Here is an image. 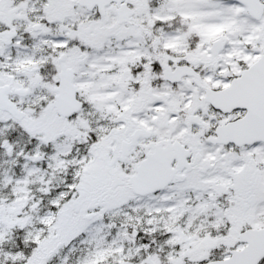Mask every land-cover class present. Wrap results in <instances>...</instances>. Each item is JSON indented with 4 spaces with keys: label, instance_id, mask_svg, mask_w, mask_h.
I'll list each match as a JSON object with an SVG mask.
<instances>
[{
    "label": "snow or ice",
    "instance_id": "6c2138e0",
    "mask_svg": "<svg viewBox=\"0 0 264 264\" xmlns=\"http://www.w3.org/2000/svg\"><path fill=\"white\" fill-rule=\"evenodd\" d=\"M0 264H264V0H0Z\"/></svg>",
    "mask_w": 264,
    "mask_h": 264
}]
</instances>
